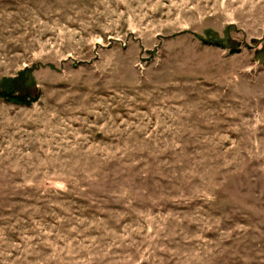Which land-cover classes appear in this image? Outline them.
<instances>
[{
    "label": "rangeland",
    "instance_id": "rangeland-1",
    "mask_svg": "<svg viewBox=\"0 0 264 264\" xmlns=\"http://www.w3.org/2000/svg\"><path fill=\"white\" fill-rule=\"evenodd\" d=\"M0 264H264V0H0Z\"/></svg>",
    "mask_w": 264,
    "mask_h": 264
}]
</instances>
